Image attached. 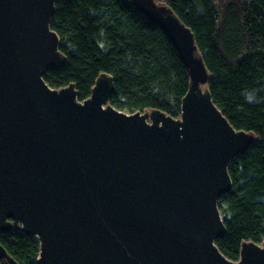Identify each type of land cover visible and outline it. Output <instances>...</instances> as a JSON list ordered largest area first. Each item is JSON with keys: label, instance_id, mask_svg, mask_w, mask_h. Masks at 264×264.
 Returning a JSON list of instances; mask_svg holds the SVG:
<instances>
[{"label": "water", "instance_id": "95a60500", "mask_svg": "<svg viewBox=\"0 0 264 264\" xmlns=\"http://www.w3.org/2000/svg\"><path fill=\"white\" fill-rule=\"evenodd\" d=\"M56 1L0 0V231L35 236L38 264H264V242L243 243L238 261L216 245L230 164L254 134L214 102L191 29L166 4L132 0L191 82L180 118L130 114L110 105L107 73L83 102L75 84L45 81L67 60L51 27ZM1 258L19 264L0 244Z\"/></svg>", "mask_w": 264, "mask_h": 264}, {"label": "trees", "instance_id": "16d2710c", "mask_svg": "<svg viewBox=\"0 0 264 264\" xmlns=\"http://www.w3.org/2000/svg\"><path fill=\"white\" fill-rule=\"evenodd\" d=\"M156 2L170 6L193 32L210 75L206 87L224 116L235 129L254 134L230 164L231 192L219 199L227 232L216 245L238 261L243 243L264 242V0ZM51 27L67 59L45 74L52 88L75 84L83 102L107 73L114 78V108L180 118L189 71L167 35L131 0H57ZM0 244L19 264H38L40 243L20 227L0 231Z\"/></svg>", "mask_w": 264, "mask_h": 264}, {"label": "rangeland", "instance_id": "374dc122", "mask_svg": "<svg viewBox=\"0 0 264 264\" xmlns=\"http://www.w3.org/2000/svg\"><path fill=\"white\" fill-rule=\"evenodd\" d=\"M249 97H250V99H252V96L251 95H249ZM221 215H222V218H223L224 214L222 212H221Z\"/></svg>", "mask_w": 264, "mask_h": 264}, {"label": "bare ground", "instance_id": "6f19581e", "mask_svg": "<svg viewBox=\"0 0 264 264\" xmlns=\"http://www.w3.org/2000/svg\"><path fill=\"white\" fill-rule=\"evenodd\" d=\"M132 1V0H131ZM182 21V20H181ZM183 22V21H182ZM184 23V22H183ZM185 24V23H184Z\"/></svg>", "mask_w": 264, "mask_h": 264}]
</instances>
